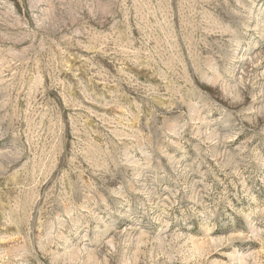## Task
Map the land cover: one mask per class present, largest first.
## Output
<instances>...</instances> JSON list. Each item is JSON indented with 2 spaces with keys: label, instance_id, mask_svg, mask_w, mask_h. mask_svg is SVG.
<instances>
[{
  "label": "rangeland",
  "instance_id": "374dc122",
  "mask_svg": "<svg viewBox=\"0 0 264 264\" xmlns=\"http://www.w3.org/2000/svg\"><path fill=\"white\" fill-rule=\"evenodd\" d=\"M0 264H264V0H0Z\"/></svg>",
  "mask_w": 264,
  "mask_h": 264
}]
</instances>
